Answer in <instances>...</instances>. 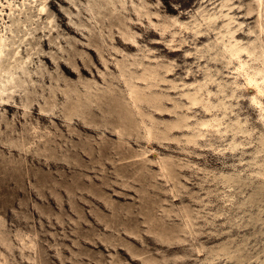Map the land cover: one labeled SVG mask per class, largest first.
Instances as JSON below:
<instances>
[{
	"label": "rangeland",
	"instance_id": "rangeland-1",
	"mask_svg": "<svg viewBox=\"0 0 264 264\" xmlns=\"http://www.w3.org/2000/svg\"><path fill=\"white\" fill-rule=\"evenodd\" d=\"M223 2L237 38L264 42V0H0L11 38L24 40L9 90L30 96L14 111L0 103L1 141L26 135L21 152L0 144V166L16 167L8 183L0 172V264H264V111L221 51L224 18L205 19ZM137 60L163 79L137 82L156 97L139 111L116 65ZM75 88L105 89V104L85 99L92 112L66 118ZM214 116L226 132L199 126ZM236 121L249 132L231 130Z\"/></svg>",
	"mask_w": 264,
	"mask_h": 264
},
{
	"label": "bare ground",
	"instance_id": "bare-ground-1",
	"mask_svg": "<svg viewBox=\"0 0 264 264\" xmlns=\"http://www.w3.org/2000/svg\"><path fill=\"white\" fill-rule=\"evenodd\" d=\"M35 1V0H31ZM257 3L259 6H262L263 0H257ZM124 3L122 2V5ZM114 5V4H113ZM220 7V6H219ZM226 7L225 2L221 4V9L219 10V13L215 14H207L205 19L208 20V22H215L219 17H223V23H222V28L224 29L223 32L220 31L221 35V42H222V48L221 51L224 54L225 57L229 60V62L235 61L236 65L234 67L235 72L237 75L243 77L244 81V86L248 90L254 91V94L251 96L250 101L252 104L257 106L260 111H264L263 109V102L261 99H264V42L260 40L259 44H255L254 42H248V43H243L241 39L237 38L235 35L236 29L232 28L231 24L233 22L231 16L229 15V11H223L222 8ZM227 9H230V7H227ZM20 10V9H19ZM45 10V6L41 5L40 8H38L39 14H41ZM208 13V12H207ZM11 14H14V12H11L8 14V17H11ZM206 15V14H205ZM204 15V16H205ZM13 20V19H12ZM11 19L9 21H12ZM0 21L4 23L2 26L3 28L0 29V103L4 106L6 110L14 111L16 108H20L19 105H17V98H22L25 96L26 98H29V94H16L17 92L10 91L13 86L10 85V81L17 75L18 70H23V64L26 63V60H18L21 56L19 55V47L22 42H24L23 38H19L20 43L17 44L18 40H14L11 38V35L14 34L13 36H18V34L14 33V31L11 29L12 25H6L5 21L3 20V17L0 18ZM14 22V20H13ZM0 26V27H2ZM18 30L21 31V27H18ZM121 30V37L124 38L127 42L126 44L129 45L130 47L133 46L134 43H136L134 39V35L130 34L127 31ZM262 31V29L260 30ZM31 32L26 31L23 35L30 34ZM11 46V47H10ZM93 52L92 47L88 48ZM98 48H96L97 50ZM95 50V49H94ZM97 52V57L100 58L102 64L105 66V57L103 55L102 51H96ZM95 55V54H94ZM14 57V58H13ZM10 59H13L10 61ZM258 61L260 62L259 65H255L254 63H251L250 61ZM6 61V63H4ZM15 62V63H14ZM77 62V59L75 60ZM76 65V64H75ZM119 71V77L121 80L126 85V89H128V92L126 95L130 99L132 106L136 108L138 111L140 110L139 108V103L144 101V102H150L152 99H156V97L151 94L150 96L148 94H145L144 96H139L141 93V89L137 85V82H142L145 83L147 82L146 87H152L155 85V82L158 80H163L162 78L159 77V72L153 68V67H146L144 66L143 61L137 60L133 61L130 63H125L124 61H117L116 63ZM62 67L63 71L70 75L73 76L75 74L82 75L83 73L87 72V70L84 67H81L80 69L76 66H70L66 64H60ZM141 67V72L137 73L135 68ZM134 68V69H133ZM90 72L93 73L92 69H90ZM66 82V80H64ZM122 82V83H123ZM20 88L25 89V87L21 84L19 85ZM239 85L237 84V87ZM14 88V87H13ZM38 89V87H35ZM74 91V96L76 97V101L72 102L71 106L64 112V116L68 119L72 118L74 115L77 117L84 114V113H91L92 112V107H91V102L89 101L85 104V99L91 100L92 97L96 98L99 102L96 106L101 109V105L105 104V89L101 90L100 88H97L94 94L93 93H86L84 96H80L79 92L80 89L75 88L73 89ZM87 91L91 92V90L87 87ZM6 93V94H5ZM210 92L208 91V94ZM5 94V95H4ZM198 91L195 92H187L184 94V96L189 100V104H198L200 102V97L197 95ZM52 95L56 97V93L54 90H52ZM6 96V98L4 97ZM10 99H14L15 101H11ZM209 101V100H208ZM11 102V103H10ZM210 103V102H209ZM101 104V105H100ZM212 107H221L218 104H213L210 103ZM154 107L157 109V104L154 105ZM189 108V106H187ZM53 108V104L48 108L45 109L42 106H39V111L40 114H44L47 110H50ZM47 113V112H46ZM223 113V117L226 115L225 112ZM105 115V113L103 112ZM219 116H214L209 120H200L199 126L203 127H212L215 128V130L219 133H224L227 131L228 125L222 129L220 126L223 125L222 118ZM188 116L184 115L181 120H178L174 122L173 126L180 127L181 128V123L182 127L184 124V121L187 123ZM151 120L152 117H150ZM236 125L231 127V130H235V132H249L248 129H243V125L239 124L238 121H236ZM187 126V124H185ZM5 127L8 128V124H5ZM15 128V127H14ZM146 129L148 131V136H150V133L152 132L151 126H146ZM10 131H14L12 128H9ZM16 130V129H15ZM36 133V131L34 132ZM198 135H201L199 130L197 132H194L192 135L188 136L189 141L191 139H194ZM26 136V135H25ZM24 135H21L19 137L20 145L19 144H14L15 142L11 140L10 142H4L1 141L0 139V144L6 145V149L8 152H13L15 153L16 151H22L26 145H22L21 137H25ZM234 141V140H233ZM18 142V140H17ZM16 142V143H17ZM258 142L261 146V149L264 150V134H261L259 136ZM235 143V142H233ZM236 145V144H233ZM5 149V148H4ZM27 151V150H26ZM25 152V151H24ZM23 154V153H22ZM263 163H261L262 165ZM12 168H16L13 165L7 164L5 167L0 166V172H2L4 175L1 178L4 183L9 182V173L11 172ZM258 173H261V175L264 177V173L261 172V170L257 171ZM132 254H134L131 250H129Z\"/></svg>",
	"mask_w": 264,
	"mask_h": 264
}]
</instances>
